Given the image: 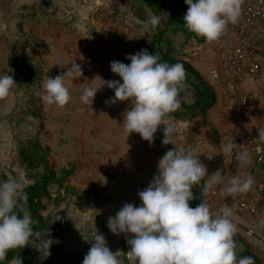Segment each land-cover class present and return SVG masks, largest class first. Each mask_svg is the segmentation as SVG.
Instances as JSON below:
<instances>
[{"label":"rangeland","instance_id":"1","mask_svg":"<svg viewBox=\"0 0 264 264\" xmlns=\"http://www.w3.org/2000/svg\"><path fill=\"white\" fill-rule=\"evenodd\" d=\"M121 1L124 0H76L72 5H68V15L72 17L69 20H74L72 32L77 37L74 41L78 48L82 46L86 52L88 49V52L93 53L90 58L93 59L98 53L95 50L98 43L97 21L111 23L113 28L121 33L123 40L134 44L137 52L148 46L154 30L145 32L140 25L136 31L126 33L122 23L109 16L107 9L134 12L142 24L155 12L144 0H131L135 3L134 11L118 6ZM178 11L179 14L175 12L178 18L172 13L161 18L159 25L164 28L170 23L171 17L175 18V22L171 23L174 22L178 33L170 35L172 55L176 58L185 55L187 62L197 70L201 69V63L197 61L199 56L193 57V51L183 53V50L189 45L190 48L195 46L204 48V52H213L212 43L203 41L194 33H186L183 20L186 10L179 6ZM77 22H83L87 30L79 32L75 27ZM28 29L32 30V25L26 26V33L31 32ZM18 46L24 51L21 55L26 57L22 66L19 64L22 69L12 74L16 84L10 91V101L0 102V108L4 109L0 114V118L3 116V125L0 124V182L15 178L23 184L24 193L28 187H40L47 182L49 197L41 200L43 208L39 213L46 222L48 233L35 231L31 244L38 247L42 238H49V233L51 238L58 241L51 246V255L47 259H42L36 248V253H29L27 245L15 249L22 264H82L91 244L95 242L96 230L98 234L104 235L107 246L113 253H117L121 264H129L127 253L130 246L127 240L132 238L133 234L113 235L107 227L108 219L114 217L126 203L140 206L138 193L158 174L159 159L173 148H191L200 155L199 159L209 173L201 181L207 182L213 173L220 171V167H223V174L226 171L228 173L222 158V145L228 141L219 136L217 126L210 118V109L207 110L206 119H203L200 113L193 118L187 117L184 116L183 110H179L177 115H172L173 121L187 126L179 129L172 139V144H162L163 126L158 128L154 141L150 144L138 133L133 132L127 136L124 131L123 117L125 111L130 109V102L106 103L114 98V90L104 84L106 81L103 78L95 81L96 83L85 79V74L86 78L89 76L91 79L97 63L91 70H86L82 58H78L77 62L65 59L64 80L69 88L71 100L63 108H59L47 105L41 99L44 93L43 83L50 76L51 70L42 54L40 39L36 36L27 37L19 42ZM73 62L82 65L81 77L68 75ZM201 75L206 76L203 73ZM78 79H82L79 84L76 83ZM89 86L100 88L93 103L85 105L81 103L80 97L83 89ZM252 88L257 90L262 86L252 85ZM178 98L184 104L193 101L191 93L179 95ZM7 108L9 111H6ZM182 132L186 136L184 140L180 138ZM28 141H39L46 150L48 167L55 172L54 178L68 175L61 186L52 181L53 177L48 176L46 169L39 166L28 169L22 164L19 152L21 146ZM234 157L235 154L230 155L229 162L233 161ZM236 160L240 159L236 157ZM200 188V184L193 186L192 192L196 197L189 205L195 208L201 199L206 200L212 205L214 214L221 212L225 207L231 208L232 219L237 226L236 234L242 239V242L239 240L236 243V251L246 250V244L248 250L264 264V222L238 211L236 205L228 203L219 190L210 187L206 194L200 195Z\"/></svg>","mask_w":264,"mask_h":264},{"label":"clouds","instance_id":"2","mask_svg":"<svg viewBox=\"0 0 264 264\" xmlns=\"http://www.w3.org/2000/svg\"><path fill=\"white\" fill-rule=\"evenodd\" d=\"M185 4L188 8L183 17L184 26L211 43L225 33L229 24L239 21L243 0H185ZM160 22L161 17L153 14L142 27L149 32ZM75 27L79 32L87 30L83 22H77ZM6 29L7 23L0 20V32ZM126 59L130 63L110 62L111 72L120 80L104 82L114 90V98L106 103L130 101V109L125 111L122 123L127 136L138 133L151 144L154 134L163 126L162 144H172L179 129L187 126L175 123L172 117L181 107L178 97L186 88L183 64L162 62L158 55L147 49L130 54ZM82 74L81 66L73 62L68 75L81 77ZM15 84L11 75L0 73V99L6 98ZM99 88L85 87L81 103L92 104ZM43 89L41 99L47 105L63 108L71 100L64 74L47 77ZM234 147L232 143L225 144L223 152L248 161L250 154L246 150L234 153ZM199 156L195 150L183 146L167 151L158 161V174L138 193L140 206L126 203L114 217H109L107 227L113 235L133 234L127 240L129 264H255L252 256L237 257L234 241L237 226L231 208L225 207L214 214L212 205L203 199L195 208L190 207L189 202L195 198L193 186H198L209 174ZM223 181L222 173L216 171L201 194ZM253 184L254 178L250 175H233L222 194L232 197L246 193ZM21 200L26 204L27 195L19 180L9 178L0 182V264L7 260L10 250L31 244L34 236L30 213L22 210V216H17L16 209L21 206ZM48 235L49 238H42L35 247L42 259H47L51 255V246L58 243L50 233ZM9 264H22V260L14 257ZM82 264H121V261L107 246L104 235L96 230L95 242Z\"/></svg>","mask_w":264,"mask_h":264},{"label":"built area","instance_id":"3","mask_svg":"<svg viewBox=\"0 0 264 264\" xmlns=\"http://www.w3.org/2000/svg\"><path fill=\"white\" fill-rule=\"evenodd\" d=\"M166 2L168 7L159 15L162 19L177 12L179 6L187 12L185 0ZM107 13L122 23L126 33L136 31L142 25L134 12H118L110 8ZM211 43L217 61L216 65L207 68L204 79L217 93L222 108L225 123L221 136L228 141L227 144L235 145L234 152L246 150L255 171L261 173L250 191L224 196L228 203L236 205L238 211L264 222V109L261 108L264 102V0H243L239 21L229 24L225 33ZM199 50L200 47H195L192 56L198 55ZM252 85H261L262 88L256 90ZM246 112L249 113L246 115ZM185 137L182 132L180 138L184 140ZM220 171L223 183L211 187L222 193L228 180L236 174L229 171L223 174V167Z\"/></svg>","mask_w":264,"mask_h":264},{"label":"crops","instance_id":"4","mask_svg":"<svg viewBox=\"0 0 264 264\" xmlns=\"http://www.w3.org/2000/svg\"><path fill=\"white\" fill-rule=\"evenodd\" d=\"M151 1L154 6H157V12L162 14L164 12L162 6L167 3L166 0ZM74 2L76 0H0V20L7 23V29L0 32V73L6 72L12 76L15 71L18 72L19 69H22L19 67V64L22 66L24 57L26 56L21 55L24 51H22V48L18 44L27 37L36 36L40 39L43 49L42 54L45 56L44 59L47 61L48 67L51 70L50 77L54 78L57 75H66V70L63 69L65 59H73L77 62L78 58H82L86 70H91V67L95 63L98 64L96 69H94V74L90 76L91 79H89V76L86 78L85 74V79L91 81L90 83L97 82L101 78L106 82L113 80L119 81L120 77L111 72L110 62L115 60L128 64L130 61L126 57L130 54L137 53V49H134V44L123 40L121 33L114 29L111 23L97 21L98 43L95 50L98 53L96 56L93 55V59L90 58L89 56H92L93 53L88 52V49L86 52V49L82 46L78 48V44L74 41V38H77L72 32V21L74 20H69L72 17L68 15L67 10L68 5H72ZM134 5L135 3H132L131 0H124L118 4V6H124L126 9L133 11L135 8ZM30 25H32V30L28 29L31 32L26 33L25 28ZM188 46L185 47L183 53L195 50V46H192V48ZM197 56H199L197 61L201 63V69L198 70L203 75L206 74L208 67L216 65L217 58L212 51L208 50L204 52V48H200ZM180 58L188 61L185 55L180 56ZM81 80L78 79L76 83H81ZM11 96L9 94L6 98L0 99V102H9ZM261 108L264 109V102H262ZM221 109L218 100L216 106L211 108L209 113L210 118H212L214 124L217 126L219 136H221L225 123ZM3 110L1 107L0 114ZM6 111H9L8 108ZM248 113L246 112V115ZM0 119V124H2L3 116ZM225 144L227 143H224L222 146L224 147ZM229 157V154L222 152L223 166L226 170L240 177L250 175L254 180L260 178L261 173L255 171L251 158L248 161H244L236 160V157H234L237 162L234 159L229 162Z\"/></svg>","mask_w":264,"mask_h":264},{"label":"trees","instance_id":"5","mask_svg":"<svg viewBox=\"0 0 264 264\" xmlns=\"http://www.w3.org/2000/svg\"><path fill=\"white\" fill-rule=\"evenodd\" d=\"M145 3L155 12L156 15H160L159 12H157V6H154L152 4L151 0H144ZM143 3V2H142ZM181 3V2H180ZM164 6V7H163ZM162 6L163 9L168 7V4H164ZM179 14L180 12L177 11ZM178 14L174 13V17L178 18ZM176 15V16H175ZM174 19V20H173ZM171 21L175 22V18H170V23L166 25V27L162 28L161 25H159L157 28H155L152 38L150 39L148 46L146 49L155 55H158L160 57V60L162 62H168L169 64L174 63H182L184 66V69L186 71V88L180 92V96L188 95L189 93L192 94L193 101L190 104H184L181 103V107L179 110L184 111V116L187 117H195L199 113L202 115L203 119L207 118V110L213 108L217 104V95L215 93V90L206 82L204 77L201 75V73L192 66L189 62L182 58H176L172 55L171 47H172V41L170 38V35L178 33V30H175L174 25ZM183 32V31H182ZM185 32L192 33L190 31L185 30ZM184 33V32H183ZM190 35V34H188ZM172 115H177L178 111ZM46 150L42 148L39 141H28L26 144L21 146V150L19 152V158L22 164L26 165L28 169L30 168H37L42 167L43 169H46L48 171V176L52 179V181L57 185H62L63 180L68 176L62 175L61 178H54L55 172L52 171L48 167V161L47 156L45 154ZM200 195H202V189L204 187V181H200ZM35 188V189H33ZM25 193L27 195V202L26 204L21 200V206L16 209L17 216L20 218L22 216V210H27L33 220V231H42L45 232L47 230L46 222L44 221V218L39 213V210L43 208L41 204V200L45 197H49V191L47 189V182L43 184V186L40 187H28L25 189ZM196 197V195L194 196ZM190 207H193L192 205ZM194 208V207H193ZM241 241L242 239L239 238L237 234L234 236V241L237 243L238 241ZM242 242V241H241ZM28 246V252L30 253H36L35 246L33 244H29ZM246 247V250L243 251H236L237 257L242 256H252L255 264H261L259 259L252 254L248 249V246L244 244ZM14 257H20L19 254L15 251V249L10 250L8 252L7 260L4 262V264H9V261H11ZM21 259V258H20Z\"/></svg>","mask_w":264,"mask_h":264}]
</instances>
